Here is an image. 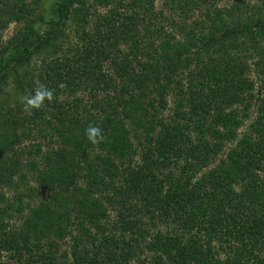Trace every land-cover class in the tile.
<instances>
[{"label":"trees","instance_id":"1","mask_svg":"<svg viewBox=\"0 0 264 264\" xmlns=\"http://www.w3.org/2000/svg\"><path fill=\"white\" fill-rule=\"evenodd\" d=\"M39 9L0 0V264H264V0Z\"/></svg>","mask_w":264,"mask_h":264},{"label":"clouds","instance_id":"2","mask_svg":"<svg viewBox=\"0 0 264 264\" xmlns=\"http://www.w3.org/2000/svg\"><path fill=\"white\" fill-rule=\"evenodd\" d=\"M53 99V90L43 84L38 85L33 93L23 98L24 106L27 110L38 109L43 105L45 100L51 101ZM85 134L87 139L94 145L105 139L102 128L93 123H90L85 129Z\"/></svg>","mask_w":264,"mask_h":264},{"label":"rangeland","instance_id":"3","mask_svg":"<svg viewBox=\"0 0 264 264\" xmlns=\"http://www.w3.org/2000/svg\"><path fill=\"white\" fill-rule=\"evenodd\" d=\"M54 0H40V9L38 14L42 15L45 19H51L53 16L50 14L51 4ZM12 25L5 29L2 33V38L7 37L12 32Z\"/></svg>","mask_w":264,"mask_h":264}]
</instances>
